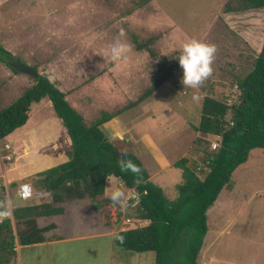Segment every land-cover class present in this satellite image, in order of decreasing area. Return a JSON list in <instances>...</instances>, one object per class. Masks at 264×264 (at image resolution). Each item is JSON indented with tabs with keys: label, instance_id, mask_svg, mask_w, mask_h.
<instances>
[{
	"label": "rangeland",
	"instance_id": "rangeland-1",
	"mask_svg": "<svg viewBox=\"0 0 264 264\" xmlns=\"http://www.w3.org/2000/svg\"><path fill=\"white\" fill-rule=\"evenodd\" d=\"M238 5L240 0H0V45L14 56L11 61V56L4 55L11 61L10 65L19 70L14 72L11 66L0 61V110L35 83L32 75L21 72V65H27L39 74L52 76L54 82L57 80L64 87H75L69 92V101L72 103V99L77 98L80 103L75 100L72 104L86 122L91 123L101 114V109L115 111L136 101L147 93L148 88H154L152 83L159 65L174 62L182 45L192 39L216 46L214 71L197 90L183 86L182 73L173 75L172 103L181 105L177 103L181 100L182 105L178 108L183 109L187 119L194 114L197 118L206 96L228 106L239 104L240 90L236 81L251 71L262 46L264 7L236 10ZM115 47L121 51L114 58L112 49ZM93 88L98 92L95 100L90 99ZM47 101L48 97H43L39 105L32 104L27 124L34 118H45L53 113ZM186 103L190 111L184 108ZM96 107L100 108L96 113L84 111ZM191 131L192 128H188L185 133L189 138ZM201 136L194 135L189 141L185 158L188 159L186 166L190 168L199 164L207 148L200 142ZM213 138L215 135L209 137ZM196 139L200 140V150L195 148ZM5 143L2 139L0 147L4 148ZM251 151L250 158L232 174V187L223 188L213 203L214 208L207 210V228L212 231L213 248L208 251L203 241L197 256L198 264H264V149ZM57 161L50 167L62 162L61 159ZM18 163L19 168H27L31 160L23 156L5 163L0 161V173L2 165L11 168ZM36 165L43 167L46 164L38 163L34 167ZM178 168L180 170L172 169L171 174L182 183V168ZM196 173L199 177L205 174L204 171ZM10 175L11 172L8 177ZM29 177L31 174L22 176L16 183L19 185ZM166 186V197L175 198L176 188L171 184ZM116 188L124 193L127 190L118 184ZM15 191L14 188L12 192ZM90 202L86 199L78 203V206H85L81 213L75 211L77 203L70 202L66 204L65 216H49L39 218V221L42 226L53 221L59 223L61 229L53 231L55 238L83 234L85 232L77 226L79 223L100 218L90 209ZM136 208L137 205L131 206L129 212L135 213ZM112 252L111 259L109 247L97 251L85 247L79 250L81 255L78 257H66L61 262L153 264L151 252L131 254L114 246ZM207 252L213 259L209 258V253L206 255ZM44 253L47 257L50 254L49 250L42 252L39 248L21 246L18 258L12 259L10 264H54L44 257Z\"/></svg>",
	"mask_w": 264,
	"mask_h": 264
},
{
	"label": "trees",
	"instance_id": "trees-1",
	"mask_svg": "<svg viewBox=\"0 0 264 264\" xmlns=\"http://www.w3.org/2000/svg\"><path fill=\"white\" fill-rule=\"evenodd\" d=\"M262 7L264 0H240L236 10ZM4 55L11 56V61L14 59L0 45V61L11 66ZM173 61L169 65L164 62L159 65L152 83L154 88L170 81L175 74H183L178 58ZM236 84L240 90L239 104L228 106L210 96L203 98L195 130L203 133L204 138L195 140V148L200 150L199 141L207 146L200 163L206 166L197 171L195 167L186 166L187 158L176 161L175 166L182 168L183 181L176 184L177 195L170 199L162 187L149 179L135 154L120 149L104 136L99 125L106 118H98L88 126L65 99V94L48 76L39 74L31 87L0 110V138L26 122L32 103L48 97L67 129L72 149L66 162L37 174V185L50 193L51 203H19L9 214L5 208L4 188H0V264H10L15 259V243L30 245L44 240V232L52 225L39 227L36 217L63 213L64 202L102 196L106 177L118 178L124 186L134 188L139 194L136 212L128 211V215L150 220L146 226L115 232L112 236L114 247L131 254L151 252L153 264H198L197 256L208 229V208L223 188L232 187V174L247 161L250 151L264 148V39L251 71ZM150 92L139 96L131 105ZM214 134L220 135V145L210 150L209 137ZM124 153H127L124 158L138 167V175L121 172L117 166V160ZM195 170L204 171V177H199Z\"/></svg>",
	"mask_w": 264,
	"mask_h": 264
},
{
	"label": "crops",
	"instance_id": "crops-1",
	"mask_svg": "<svg viewBox=\"0 0 264 264\" xmlns=\"http://www.w3.org/2000/svg\"><path fill=\"white\" fill-rule=\"evenodd\" d=\"M48 78L65 94V99L68 103L83 117V114L72 104L76 103L75 100L77 101L78 99H72V103L69 101V92H71L75 87L69 89L64 87L57 80L54 82L52 80V76H48ZM169 80L170 81H165L155 88H148L151 92L145 95L144 99L141 101L137 103L135 102V104L132 105L129 103L120 109L110 112L105 111L103 108L101 109V114L94 119L95 121L98 118H106L103 119L99 125V128L103 132L104 136L111 142L116 143L120 149L135 154L147 170L149 179L162 187L164 192L165 188H167L166 185L171 184L172 187L175 188V185L180 182L181 179L178 180L176 175L171 174V170L179 169L178 166H175V162L183 157L182 154L185 153L184 158L187 156V148L192 137L194 135L200 136V134L194 130V125L197 123V120H199L200 112L198 113L197 118L195 114L192 118L190 116L188 119L185 118L183 109L178 108V106L182 105V102H180L181 100L179 99L177 101V103L181 105L176 106L172 103L171 96L173 90L175 89L171 83L173 80ZM102 89H100V91ZM157 89H159V92L156 91ZM97 96L98 92L95 88H93L90 99L95 100L97 99ZM168 96H170V100L168 99ZM42 99L32 104H38L42 101ZM108 99L109 98H106V100ZM78 102L79 101H77V103ZM46 103L49 107H52L49 99ZM187 104L188 103H186V105L183 104L184 108L190 111ZM178 109L182 111L183 115L178 112ZM89 110L96 113L97 110H100V108L96 107L84 109L85 112H88ZM120 113L123 114L120 115ZM83 119L88 126L94 122L87 123L84 117ZM188 128H192L190 138L185 134ZM17 133L18 136H14ZM69 139L66 127L63 125L61 118L56 115L54 110L53 113L49 114L45 118H34L29 124H27L26 121L22 126L16 128L14 131L3 137V140L9 143L10 148L12 149L11 154L15 159L28 156L31 160V163L27 166V168H19V163L11 168L2 165V171L0 173V188H4L5 191L3 195L7 213L11 214L12 209L19 203L31 202V204H42L52 202L50 193L41 189L37 185V174L46 170L45 168L47 167L51 168V164H56L58 159H61V163H64L69 159V153L72 149L71 140ZM181 148L184 149L179 151ZM251 152L252 151H250L248 158H250ZM194 155H196V152L193 156ZM190 157H192L191 154ZM171 159H174L173 162H171ZM2 162L5 163L6 161ZM38 163L46 165L43 167L36 165L34 167V164ZM29 169L30 171H28ZM9 172H11L10 177H8ZM27 174H31V177H29L26 181H29L32 185L34 198L31 200H20L17 198L16 193L18 186L22 182L18 185L16 181L20 177ZM111 180L115 188L116 184L120 185L121 188H127L122 201L123 207H121V205L113 206L112 202L106 198L105 194L97 197L96 199L84 198L81 200L64 202L62 203L64 206L63 213L45 214L36 217L35 220L39 227H48L52 225V228L44 232L43 241L30 244L28 246H31V248H39L42 252L49 250L50 254L48 257L45 253L44 257L50 259L51 263L54 264H62L61 260L66 257L72 258L76 255L78 257L81 255V253H78L79 250L82 251L85 247H87L90 251H97L99 249L108 250L109 247L112 259V248L114 246L112 236L118 231L119 218L123 215L131 216L127 214V212L131 210V206L125 202V198L131 195L132 189L124 186L116 177H111ZM107 186H109L108 181H106L105 184V187ZM14 188L16 191L12 192ZM13 196L15 197L13 198ZM86 199L91 200L90 209L97 212L100 215V218H97L96 221L87 220L85 221L87 222L85 224L82 222L79 223L77 226H80V229L85 232L83 234L76 233L71 235H59V237L55 238V233L53 231H59L61 229L59 227V223L53 221L50 224L42 226L39 221V218L49 216H65L67 211L66 204L69 205L70 202H76V206L78 208L75 211L81 213L83 212L85 206H78V203H81ZM103 199H107L109 202L106 203ZM109 203H111V205H109ZM210 207L214 208V205L212 204ZM126 208H128V210ZM87 210H89V208ZM207 232V237L205 236L204 243L205 246H207L208 251H210L211 248H213V237L211 230L208 231L207 229ZM77 242L80 243V245ZM68 246H71V249H69ZM20 247L21 246L17 245L15 248L17 252L15 258H18V250ZM73 250H76V252L72 253ZM208 253L209 252H207L206 255H208ZM210 254L211 253H209V258L213 259ZM69 264H75V262H71Z\"/></svg>",
	"mask_w": 264,
	"mask_h": 264
},
{
	"label": "clouds",
	"instance_id": "clouds-1",
	"mask_svg": "<svg viewBox=\"0 0 264 264\" xmlns=\"http://www.w3.org/2000/svg\"><path fill=\"white\" fill-rule=\"evenodd\" d=\"M120 51H121V49L119 47L113 48L112 49L113 57L115 58V57L119 56ZM216 51H217V49H216V46L214 44L205 43V42H202V41L196 40V39H192V40H190V41H188L182 45L181 50H180V55L177 58H178L179 65H180L182 72H183L181 82H182L184 87H188V88L197 90V89H200L201 87L204 86L205 82L213 74V71H214L213 61L215 58ZM236 86H237V84H236ZM238 94H240V92H238ZM194 98H198V97H196L194 95ZM199 120H200V117H199ZM194 130H195V126H194ZM197 132L200 135H203V133H201L199 131H197ZM214 135L218 136L219 141L221 140V137L219 134H214ZM201 137L204 138V135ZM2 139L3 138H0V141ZM213 139H209L210 143ZM11 153H12V149L10 148L8 150V152L5 154H10L11 158L10 159H0V160L1 161L12 160L14 158V156ZM126 155H127V153H124L121 155V157L117 160V166L120 168L121 172H131L134 175H138V173H139L138 167L136 165H134L130 160L125 159L124 157H126ZM200 163H201V161L199 162V164ZM199 164H197L195 166V168ZM106 179L109 182V186L104 188V194H105L106 198H108L112 202L113 206L121 205V207H123L122 201H123V198L125 195L124 192L121 191L120 189H117L114 187L112 180H111V177H106ZM22 183H29V182H22ZM30 185H31V183H30ZM19 186H18V188H19ZM131 189H132L131 194L133 191H135L137 193V191L134 188H131ZM137 195L139 198L138 193H137ZM16 196H17V193H16ZM127 197L129 198L127 201V204L129 206H132V205H130V202L132 201L131 195L127 196ZM17 198L20 200H23V199L19 198L18 196H17ZM33 198H34V191H33V196L29 199H26V200H31ZM134 216L139 217L136 215H134ZM141 219L146 220V222H147L146 225L150 222V220L148 218H141ZM118 231H119V229H118ZM17 245H19V244L15 243L14 249L16 248ZM19 246H24V245H19ZM15 252H16V250H15ZM16 254H17V252H16Z\"/></svg>",
	"mask_w": 264,
	"mask_h": 264
},
{
	"label": "built area",
	"instance_id": "built-area-1",
	"mask_svg": "<svg viewBox=\"0 0 264 264\" xmlns=\"http://www.w3.org/2000/svg\"><path fill=\"white\" fill-rule=\"evenodd\" d=\"M234 97V96H230ZM230 100V98H228ZM231 105V103H230ZM220 144L218 136H215V138L210 143V150H216ZM10 149L9 143L4 144V148L0 147V159H10V154H5L4 151H8ZM205 164H199L196 168L197 171H200L205 168ZM17 196L23 200L29 199L33 196V189L30 183H22L20 184L18 190H17ZM132 201L130 202V205L135 206L138 203V195L135 191L131 194ZM125 202L128 201V197L125 198ZM117 219V218H116ZM115 219V220H116ZM146 220L141 219L140 217H134V216H125L119 218V230H128V229H136L140 228L146 225Z\"/></svg>",
	"mask_w": 264,
	"mask_h": 264
},
{
	"label": "water",
	"instance_id": "water-1",
	"mask_svg": "<svg viewBox=\"0 0 264 264\" xmlns=\"http://www.w3.org/2000/svg\"><path fill=\"white\" fill-rule=\"evenodd\" d=\"M21 72L27 73L29 75H32L35 79L38 77L39 73L36 72L32 67L21 65Z\"/></svg>",
	"mask_w": 264,
	"mask_h": 264
}]
</instances>
